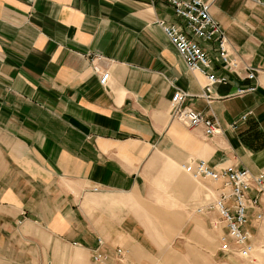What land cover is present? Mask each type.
<instances>
[{
	"label": "crops",
	"instance_id": "crops-1",
	"mask_svg": "<svg viewBox=\"0 0 264 264\" xmlns=\"http://www.w3.org/2000/svg\"><path fill=\"white\" fill-rule=\"evenodd\" d=\"M211 13L258 71L227 73L208 102L206 74L187 67L158 23L186 27L163 0H0V264H73L76 252L96 264L99 237L125 250L124 264H186L184 246L155 252L144 224L189 237L209 226L214 212L189 207L219 183L202 188L184 164L264 173V0H213ZM94 63L109 69L106 85ZM247 86L256 89L235 95ZM177 89L219 133L173 117Z\"/></svg>",
	"mask_w": 264,
	"mask_h": 264
},
{
	"label": "built area",
	"instance_id": "built-area-1",
	"mask_svg": "<svg viewBox=\"0 0 264 264\" xmlns=\"http://www.w3.org/2000/svg\"><path fill=\"white\" fill-rule=\"evenodd\" d=\"M163 1L173 7L175 13L185 21L186 27L163 20L158 23L187 67L206 74L202 95L208 102L213 99L212 92L216 84L229 82L227 73H234L242 79L256 77L257 67L244 63L233 53L224 29L211 13L213 0ZM198 39L212 43L215 56H210ZM92 59L94 61L96 58ZM218 65L226 72H217ZM93 68L100 74V83L106 85L111 75L109 69H101L97 63L93 64ZM255 89V86L239 87L235 95H245ZM187 96L188 93L181 89L174 92L171 100L173 117L183 121L188 127H202L208 136L219 133L220 125L214 117L185 105ZM247 114L241 118L245 119ZM236 125L234 123L232 126ZM183 168L195 178L206 177L219 183L217 199L196 209L199 213H216L215 225L221 230L219 254L224 257L253 259L256 246L250 228H258V224L264 221V173H253L246 167L236 165L218 169L203 159L189 161ZM262 247L264 248V244ZM125 254L122 247L107 250L101 237L98 238L97 246L91 250L92 260L97 264H124Z\"/></svg>",
	"mask_w": 264,
	"mask_h": 264
},
{
	"label": "rangeland",
	"instance_id": "rangeland-1",
	"mask_svg": "<svg viewBox=\"0 0 264 264\" xmlns=\"http://www.w3.org/2000/svg\"><path fill=\"white\" fill-rule=\"evenodd\" d=\"M189 176L191 177L192 180L200 183V186H202V188H207L209 186L207 182H204L205 180L208 182L211 181L214 182L213 180L206 177L195 178L191 174H189ZM217 197L218 194H213V196L206 195L207 198V199L205 198L206 200L201 199L200 201L191 204L189 210L196 215H202V216L204 214L206 215V213L197 212L196 210L197 207L211 200H215L217 199ZM155 218H157V216ZM215 221H216V215L213 217L212 221L208 224L209 226L205 225L203 230H199L200 237L197 236L189 237L186 235L187 234L186 231L182 232L181 230L175 235H172L173 232L167 233V229H168L166 226L167 223L160 222L158 220L144 224H148L149 226L148 231L149 233L152 234V239H153L151 242L153 244L149 243V246L153 247V250L155 252H157V250L160 249L161 246H170L171 248L184 246L186 264H262L260 260L261 258L260 254L263 253L262 246L264 244V221L258 224L259 225L258 228H254L253 226H251L250 228L256 246L253 259H243L239 256L224 257L221 254H219L221 230L215 225L216 224ZM183 225H186L185 227H189V229H193L194 231L196 228V221L194 222L190 221L189 223L187 221L183 223ZM165 233L167 235H165ZM69 247L71 248V246ZM71 249L73 252L76 250L73 248ZM76 253L70 254L71 258H73V261H71V263L73 262V264H89V259L87 255L83 254L82 252L78 253L79 255H76ZM167 256H170L169 260L172 261V258L174 260H177L178 255L174 253ZM90 257H91V261L95 263L92 260L91 254ZM58 264H62V261L59 260Z\"/></svg>",
	"mask_w": 264,
	"mask_h": 264
},
{
	"label": "bare ground",
	"instance_id": "bare-ground-1",
	"mask_svg": "<svg viewBox=\"0 0 264 264\" xmlns=\"http://www.w3.org/2000/svg\"><path fill=\"white\" fill-rule=\"evenodd\" d=\"M261 261H262V259H261Z\"/></svg>",
	"mask_w": 264,
	"mask_h": 264
}]
</instances>
